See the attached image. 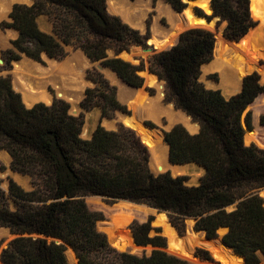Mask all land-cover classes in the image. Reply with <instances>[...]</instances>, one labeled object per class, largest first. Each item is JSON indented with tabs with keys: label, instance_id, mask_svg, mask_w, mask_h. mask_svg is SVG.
<instances>
[{
	"label": "trees",
	"instance_id": "16d2710c",
	"mask_svg": "<svg viewBox=\"0 0 264 264\" xmlns=\"http://www.w3.org/2000/svg\"><path fill=\"white\" fill-rule=\"evenodd\" d=\"M32 1L29 6L13 5L8 16L11 21L0 23V29L17 31L12 48L3 52L2 59L10 63L19 60L20 53L34 61H39L41 53L62 58L64 46L76 42L91 62L100 61L131 87L142 86L140 71L156 75L165 82V100L199 125L196 134L179 124L164 132L169 161L194 163L204 174L195 186L186 185L185 176L174 177L168 171L155 175L148 165L147 147L132 130L122 126L106 130L98 125L83 138V115H71L65 101L39 102L27 108L9 75H0V148L9 154L12 171L33 180L29 191L12 180L7 191L0 186V226L14 235L1 249L0 264H69L67 247L76 264H190L167 253L161 235H150V220L128 226L137 246L151 247L148 254L116 250L96 229L104 216L89 208L88 196L166 211L176 227L184 219H194V229L203 231L208 239L216 238L217 231L225 228L224 244L245 264H260L264 259V203L252 191L264 187V149L246 144L245 133L252 132L244 128L252 130V114L245 110L259 95L264 96L259 75L245 76L240 91L225 98L220 90L207 89L199 81L201 66L213 55L214 38L208 30L188 29L174 46L151 56L147 65L143 60L135 65L118 55L131 46L145 47L148 31L141 34L110 15L106 0ZM164 1L177 12L186 6L182 0ZM210 7L212 15L207 17L225 22L223 36L227 40H239L255 26L248 0H210ZM194 10L205 15L197 7ZM52 14V33H45L36 19ZM109 48L113 57L107 55ZM254 69L259 68L247 64L246 72ZM86 78L93 87L85 90L80 103L83 110L99 105L101 117L123 110L116 88L102 74L92 69ZM255 121L257 124L258 117ZM259 123L264 128V112ZM121 206L130 208L127 203ZM136 209L145 214L144 207ZM195 256L209 259L203 250L195 251Z\"/></svg>",
	"mask_w": 264,
	"mask_h": 264
},
{
	"label": "rangeland",
	"instance_id": "374dc122",
	"mask_svg": "<svg viewBox=\"0 0 264 264\" xmlns=\"http://www.w3.org/2000/svg\"><path fill=\"white\" fill-rule=\"evenodd\" d=\"M125 1L128 3L127 5H125V7L129 8L130 10H135L134 14L139 15L140 22H141V24L139 25L140 27L135 25L134 23H129L128 21H125L120 14L111 11L110 3L108 2V0H106L107 12L110 15L117 16L122 22L126 23L131 28L138 30L141 34H145L148 31V38L153 36V38L151 37L153 43H155V41H159V46L156 43L155 44L159 48L161 46V49H164L165 47L171 45V43L175 40V38H177V35L180 32H178V34H177V32L176 33L174 32L175 34L172 37L173 31H176V30H173V31L170 30V32L168 31V29H170L172 27V24L166 18V16L161 14V12H160L161 9H163L164 7L165 8L167 7L169 9L171 7V9H173L170 4H168L164 0H156V1H153V0H125ZM32 2H33L32 0H23L21 2L12 3L10 5L9 10L7 12H5V15L0 19V23L11 21L8 16H9V13H10L13 5L24 4V5L29 6L32 4ZM186 5L189 6V8L184 10L182 14L187 16V18H189V20L192 23L191 27H189V28H202V29L208 30L209 32H211L213 34L214 33L213 24L214 23L207 26L205 24V21L201 18H197L194 15L193 11H191V9H190V7H192V6H197V8H199L202 13L209 15L208 0H200L197 2L190 1L189 5L188 4H186ZM250 8H251V14H253V16H254V19H252V21L255 23V25H256L258 20H260L264 23V0H250ZM175 12H177V11H175ZM53 17H54L53 14L52 15H40L39 17H37L36 22H37L39 29L45 33H49V34L52 33ZM146 27H147V31H145ZM224 27H225V22H219L218 21L216 23L215 28H217L219 35L221 32H223ZM13 30L14 29H12V28L0 29V38L2 39V40H0V67H1L0 75H2V76L9 75V77L11 79V84H13L12 85L13 89L16 92H18L14 86V79H15L14 61H11L10 63H6L2 59L3 52L12 48L11 42L14 39H16V37H17V31H15V30L13 31ZM252 31H254V34L256 35V36L254 35L255 37L252 38L254 43H258L257 41H260L261 39L264 38L263 33L259 29L252 30ZM252 31H250L249 33L252 34ZM28 45H30V43H28ZM238 51L242 52V49H238ZM64 52H65L64 57H62V58H50V59H54L56 61L61 62V61H64L68 58H71L72 55L73 56L76 55L77 57H81L84 60H86L85 57L87 58V56L84 54V52L78 47V44L76 42H74L72 45L64 46ZM106 52H107L108 57L114 56L113 50L111 48L107 49ZM21 55H24V54L20 53L19 56L21 57ZM225 55H226L225 51H223L219 55L218 54L215 55V53L213 51L211 61L206 63L205 65H207V64H209V63H211V62H213L219 58H224ZM151 56H153V55H150V56L142 59L146 65H147L148 59ZM118 57L121 58L120 56H118ZM46 58H47L46 55H44V53H41L40 57H39V61H34V62H36L37 64H39L42 67H47ZM242 58H243V56H242ZM22 59H23V57H21L19 60H22ZM28 59H30V58H28ZM121 59H123V58H121ZM30 60H32V59H30ZM86 62H87V65L83 68V71H82L83 75H84L83 80L85 81L86 85L84 86V88L81 92V94H82L81 98L79 99V101L74 106H73V104L69 103L66 99L55 96L56 95L55 91L51 86H49L48 90L52 94L53 97L49 101V103L47 104V103H44L42 101H38V102L44 103L46 105H49L54 100H63L69 105V113L71 115L78 116L79 114H82L84 123H83V127H82L83 133L81 134V136L83 138H88L90 136V134L93 132V130L98 125L102 126L106 130H114V129L119 128L121 126V124H123L122 121L120 120V114H121L120 112L127 113L131 116L134 115V110L132 109V107L128 106L127 103L125 101H123L119 96V86L116 83L117 78L114 80H111L108 77V75L106 74L108 72L107 69L100 68L94 64H91L88 61V59ZM250 62L257 65L259 69H254V70H251L250 72H246L244 74V66L246 63L248 64ZM93 63H95V62H93ZM72 64H74L73 61H72ZM135 65H137V64H135ZM92 69H95L97 72L102 74V76L108 81V83L111 86H114L116 88V99L123 106V110H112L109 113L110 114L109 117H101V108L99 105L92 107L88 111H85L80 107V103L83 100V98L85 97V90L93 87V83L86 78L87 71L92 70ZM242 69H243V74H242L241 78L238 79L239 91L241 89L242 81H243L244 77L247 74H252L253 72H256L259 75L260 84L264 83V60L260 61V66H259L258 62L251 61V60L246 59L244 57ZM144 71H146V70L139 72V75L143 78V80L145 79V76L143 74ZM211 75H215L214 78H211ZM199 81L207 89H218V90H220L222 95L225 98H229L230 96L235 95L236 93L239 92L238 89H236L230 93H227V94L224 93V91L218 86L220 80H219V74L216 71L204 72L203 68H201ZM159 82L161 83L160 89H156L155 86H151L147 91L149 96L146 93H143V101H142L144 106H147V105L153 106V108L157 111V113H156L157 119L154 120L151 117H144L142 119V122H144L147 126L152 127V128L158 127L159 129H161L163 131V133L169 131L173 126L178 125V124L183 126L186 129V127L182 123H178V122L170 123L169 122L166 114L164 113L165 107L167 108L169 106L175 112H180V111L178 109H175V108L173 109L171 107L172 103L165 100V85L163 84V82H161V81H159ZM20 96H21V94H20ZM158 96H160L161 99L160 98L157 99ZM157 102H158V104H157ZM150 104H152V105H150ZM246 111H250L252 114V130H250V132H252V135L245 133L246 144L253 143L257 147L264 149V128L262 126H260V123H259L260 115L264 112V96L259 95L257 98H255L254 101L247 107L245 112ZM256 117H258L257 124L255 121ZM105 123H107V124H105ZM192 124H198V123L192 121ZM197 126H199V125H197ZM244 128H245V126H244ZM197 129L199 130V127ZM186 130L190 134H194L197 131L196 130V131L192 132L188 129H186ZM0 153H1L0 154L1 155L0 156V164L4 168L3 171H0V181H1L0 186H1V188L4 191H7L9 180H12L16 184H18L22 189H24L25 191L31 190L32 189V181H33L32 178L28 175L12 171L10 169L11 158H10L9 154L1 148H0ZM185 165H186V170L183 172V174L182 173L175 174L170 169H166V170L162 171L161 173L168 171L174 177L185 176V178H186L185 184L186 185H188V186L197 185L200 181V178L204 174V169L202 167L194 164V163H188ZM149 168H150L151 172H156L153 167L149 166ZM199 170H201V171H199ZM257 190L258 189L253 190L252 193H255ZM85 200H86V203L88 204L89 208L92 211L100 212L104 216V220L97 224V226H98L97 230L104 233L106 235V237L108 238L106 228H107V226L112 227L118 236L117 244H118V249H120V250L127 251V252L134 253V254H138V255H140L142 253V251L144 250L148 254L151 251V247L148 246L145 248H139V249L136 248L133 241H132V237H131L128 226L134 221L138 222V223H143L147 220H150V225L152 228L150 235L159 234L163 238H165L166 243H168L169 247H170V251H167L165 249V251L167 253L175 255V256H177V255L184 256L185 255L184 257H187V254L185 252V247H184V241H183L184 238L187 237L186 238L187 240H189V239L192 240L191 246L195 248V251H197V250L206 251L209 259L202 261L197 257L195 259H188V258H182V257H180V258L188 261L190 264H221V263H223L221 261V259L219 258V256L215 255L213 253L212 249L208 248L205 245L206 241H209V240H206L204 238L201 231L195 230L193 232L191 230V227H194V224L189 219H184L181 222V225L179 227H176L172 224L169 215H168L169 219L165 218L164 215H159L156 219L159 223L158 224V223H155V221H154V218L156 216L155 211L149 209L144 204H135V203H128V202H123V201L111 202V201H107L104 198L98 197V196H88L85 198ZM122 203H127L128 205H130V208L122 207L121 206ZM8 206L11 209L14 208V204L11 200L8 201ZM136 206L144 207L145 214L138 212V210L136 209ZM169 224H171L172 227ZM162 228H163V233L161 232ZM218 234L221 235L222 232L219 231ZM13 237H14V235L10 234V232L7 228L0 226V241H1L0 251L4 246L7 245V243ZM215 239L216 238L210 239V241L216 243V245L219 246L220 243L218 241H216ZM65 254H66V257H67L69 264H76L77 261L75 259L74 253L70 249H67ZM177 257H179V256H177ZM260 264H264V262L262 261Z\"/></svg>",
	"mask_w": 264,
	"mask_h": 264
},
{
	"label": "bare ground",
	"instance_id": "6f19581e",
	"mask_svg": "<svg viewBox=\"0 0 264 264\" xmlns=\"http://www.w3.org/2000/svg\"><path fill=\"white\" fill-rule=\"evenodd\" d=\"M21 1L23 0H0V19L5 15V12L9 10L10 5L12 3ZM108 2L110 3L111 11L120 14L125 21H128L129 23H134L137 26L141 24L139 15L134 14L135 10H130L129 8L125 7V5L128 4L125 0H108ZM160 12L161 14L165 15L166 18L172 24V31L176 30L173 31L172 37L176 32L191 27L192 23L189 18H187V16H185L184 14H182V16L179 15L177 12L171 9V7L170 9L164 7L163 9H161ZM181 18H184L186 20V27L181 24ZM254 35V31H252V34L249 33L245 38L241 40L238 46L240 47L239 49H242V52H239L234 48H230V45L226 41L221 40L218 55L225 51V57L219 58L207 65L204 64L201 66L204 72H218L220 80L218 86L226 94L238 89V79L241 78L243 74L242 67L244 57L254 62L264 60V38L260 41H257L258 43H254L252 40V38L256 36ZM0 40L2 39L0 38ZM151 43H153L152 39ZM155 43L159 46V41H155ZM155 43H153L154 46L157 49H161V46L159 48ZM30 59L23 58L22 60L14 61V86L16 90L21 94L22 101L26 106H30L31 104L36 103L38 101H42L48 104L53 97L48 90L49 86L54 89L56 94L55 96L66 99L69 103L73 104V106L79 101L82 95L81 92L84 86L86 85L85 81L83 80L84 75L82 72L83 68L87 65L86 57V60H84L81 57L72 55L71 58H68L61 62L56 61L54 59L46 58L47 67H42L36 62H34V60L32 61ZM72 61L74 62V64H72ZM246 69L247 63L244 66V74L246 73ZM106 74L111 80L117 78L110 71H108ZM116 83L119 86L120 98L125 101L128 106H131L134 110L133 116L120 114V120L122 121L123 125L131 129L139 130L140 132H147V130L142 127L141 121L144 117H151L156 120L157 111L153 108V106L143 105V92L141 90L133 89L119 79L116 80ZM151 83L156 87V89H160V82L157 83L153 79L151 80ZM159 98L160 96L157 97V99ZM164 113L166 114L170 123H182L186 127V129L192 132L196 131L198 128L197 124H192L183 113L175 112L169 106L167 108L165 107ZM152 146L153 145L151 144V147ZM152 155L156 162V167L160 171L170 169L175 174H183V172L186 170L185 164L174 166L168 162L166 144H162L160 147H158L157 150L152 153ZM188 242L189 244H192V240L189 239ZM205 245L208 248H211L215 255L219 256V258L223 262L221 264L243 263L240 257L234 255L221 243L218 246L216 245V243L210 241L209 239V241H206Z\"/></svg>",
	"mask_w": 264,
	"mask_h": 264
},
{
	"label": "water",
	"instance_id": "95a60500",
	"mask_svg": "<svg viewBox=\"0 0 264 264\" xmlns=\"http://www.w3.org/2000/svg\"><path fill=\"white\" fill-rule=\"evenodd\" d=\"M182 1H183L185 4H188V5H189V2H190V1H195V0H182ZM195 7H197V6H192V7H190V9H191V11H193L194 15H195L197 18H201V19H203V20L205 21V24H206L207 26H209V25H211L212 23H214V24H213V26H214V28H213V29H214V33H213V38H214V49H213V51H214L215 55H217V54L219 53V46H220V42H221V40L226 41V42L230 45V48H234L235 50H238V49L240 48V47L238 46L239 43L241 42V40H242L243 38H245V37L249 34V32H250L251 30L259 29L262 33H264V23H263L262 21H260V20L257 19L258 21H257L256 25H255L254 27L250 28V29L248 30V32H247L245 35H243L239 40H236V41H230V40H227V39L223 36V32H221V33H220V36H219V33H218V31H217V28H215V27H216V23L219 21V18H218V17H211V18L209 19V18L207 17V16L212 15V10H211V7H210V0H209V3H208L209 15H206V14H205L204 16H199V15H197V14L195 13V10H194ZM188 8H189V6L186 5L185 8H184L181 12H177V13H178L179 15L182 16L183 11L186 10V9H188ZM248 9H249L250 17H251L252 19H254L253 15L251 14V11H250V0H248ZM180 22H181V24H182L184 27L187 26L186 20H185L184 18H181V21H180ZM172 28H173V27H171L170 29H168V31L170 32V30H172ZM188 29H191V28H186V29H184V30H182V31H178V32H180V33L178 34V32H177L178 35H177L176 42H175L174 44H172L171 46H169L168 48H165V49H157V48L154 46L153 43H149V40H151V37L153 38V36H151L150 38H147V40H146V46H145V47L131 46L128 50H124V51L120 52L118 56H120L121 58H123V60L128 61V62H130V63H132V64H139L140 61H141L143 58L148 57V56H150V55H154V54H156V53H158V52H161V51L167 50V49L171 48L172 46H174V45L178 42L179 35H180L182 32H184V31H186V30H188ZM145 31H147V27L145 28ZM44 55H46V54L44 53ZM21 57H23V58H27V59H28V57H26L25 55H21ZM46 57L50 59V57H48L47 55H46ZM87 59H88V58H87ZM15 61H18V60H15ZM88 61H89L91 64L96 65L97 67L107 69L108 71H110L111 73H113V74L117 77V79L121 80V79L117 76V74H116L115 72H113L111 69H109V68L103 66L102 63H101L100 61L95 62V63L91 62L89 59H88ZM258 64H259V66H260V61L258 62ZM143 74H144V76H145V79L143 80L142 86H141L140 88H134V87L129 86L128 84H127V85H128L129 87L133 88V89L141 90L143 93H146V94L149 96V94H148L147 91H148V89H149L151 86H154V85L151 83V80L154 79L157 83H158L160 80L158 79V77H157L156 75L149 73L147 70L144 71ZM247 75H250V74H247ZM247 75H246V76H247ZM121 81H122V80H121ZM122 82H123V81H122ZM162 82H163V84L165 85V82H164V81H162ZM124 83H125V82H124ZM21 99H22V97H21ZM22 102H23V101H22ZM36 103H39V102H36ZM36 103H33V104H31L30 106H26L25 104H24V105H25L27 108H30V107H32V106H33L34 104H36ZM51 103H52V102H51ZM51 103H50V104H51ZM50 104H49V105H50ZM171 107H172L173 109L175 108L173 104H171ZM179 111H180L181 113H183V114L189 119V121L192 123V119H191L190 116H188L187 114H185V113H184L183 111H181V110H179ZM121 114L129 115V114H127V113H123V112H121ZM141 125H142V127H143L145 130H147V132H140L139 130L131 129V128H128V127L124 126L123 124H121L122 127H124V128H128V129L132 130L133 132H135L136 136H137V137L140 139V141H141V142L147 147L148 152H149V155H150V157H149V164H148V165L151 166V167H153V168L155 169L156 172H153V174L157 175V174L161 173L162 171L158 170V168L156 167L157 165H156V162H155V160H154V158H153L152 153H153L154 151H156L157 148L160 147L162 144H166V143H164V133H163V131H162L161 129H159L158 127H155V128L149 127V126H147V125H146L144 122H142V121H141ZM197 125H198V124H197ZM198 127H199V126H198ZM114 130H117V129H114ZM245 131L250 132V130H247L246 127H245ZM197 132H198V129H197L196 133H197ZM196 133H194V134H196ZM151 144L153 145L152 147H151ZM166 145H167V144H166ZM167 160H168V162H169L171 165L178 166V165H176V164H172V163L169 161V149H168V145H167ZM255 194H257L259 197H261L262 200H263V203H264V187L258 189V190L255 192ZM117 201H123V202L132 203V202H129V201H124V200H117ZM135 204H137V203H135ZM146 206H147V205H146ZM147 207H148L149 209L155 211V215H156L155 218H154L155 223H158V221H157L156 219H157V217H158L159 215H164L165 218L169 219V217H168L169 213H168V212H166V211H161V210H158V209L153 208V207H150V206H147ZM231 208H232V206L229 207L228 209H231ZM189 220H190L193 224H195V220H194V219H189ZM102 221H103V220H102ZM167 221H168V220H167ZM99 222H101V221H98V222L96 223V229L98 228L97 224H98ZM168 223H169V222H168ZM158 224H159V223H158ZM169 225L172 227L171 224H169ZM191 230L194 232V231H195L194 227H191ZM129 231H130V230H129ZM219 231L222 232L221 235L218 234ZM106 232H107V234H108V238H107V240H108L109 244H110L113 248H115L116 250H118V251H122V250L118 249V244H117L118 236H117L115 230H114L112 227L107 226V228H106ZM130 232H131V231H130ZM161 232L163 233V228L161 229ZM225 232H226V229H225V228H220V229L217 231V237H216L215 240L219 241L223 246H225L227 249H229L234 255L240 257V258L242 259V261H243L242 264H245L244 259H243L241 256L237 255V254H236L231 248H229L228 246H226V245L224 244V242L222 241V236L225 234ZM201 233L203 234V236H204L205 239H208V238H206V236H205V234H204L203 231H201ZM131 236H132V234H131ZM186 238H187V237H186ZM186 238H184L183 241H184V247H185V252H186V254H187V257L180 256V255H177V256L182 257V258L195 259V258H196V256H195V248L192 247L191 244H189V242H188V240H187ZM132 239H133V237H132ZM49 240H50V239H49ZM208 240H209V239H208ZM55 241H56L57 243H60L59 240H55ZM133 243H134V245H135L136 248H138V249H139V248H143V247L137 246L136 243L134 242V240H133ZM5 247H6V246H4L3 248H5ZM3 248H2V249H3ZM67 249H70V248L67 247ZM166 250H167V251H170V247H169V244H168V243H166ZM71 251H72V250H71ZM0 252H1V251H0ZM72 252H73V251H72ZM74 256H75V255H74ZM75 259H76V257H75ZM214 260H215V259H214ZM262 261L264 262V259H263Z\"/></svg>",
	"mask_w": 264,
	"mask_h": 264
}]
</instances>
